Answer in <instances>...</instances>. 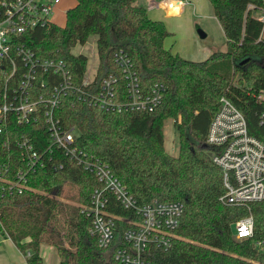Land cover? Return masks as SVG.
Here are the masks:
<instances>
[{
	"label": "trees",
	"instance_id": "trees-1",
	"mask_svg": "<svg viewBox=\"0 0 264 264\" xmlns=\"http://www.w3.org/2000/svg\"><path fill=\"white\" fill-rule=\"evenodd\" d=\"M137 0H76L67 10L66 23L28 30L21 40L42 57L64 59L78 81L88 57L74 54L77 44L97 36L99 63L96 80L109 73L125 81L115 60L123 52L132 61L145 88L156 82L166 87L153 111H107L63 96L58 111L65 126H76V143L109 164L139 205L181 201L185 209L168 249L149 246L154 264H264V203L254 202V235L238 240L234 222L250 210L221 201L223 172L209 155L206 137L222 96L245 115L250 132L260 135L264 105L257 94L264 89V40H258L261 22L245 19L249 3L263 0H211L225 30L227 48L203 60H191L165 47L171 32L161 20L149 16ZM9 69L0 65V104ZM172 119L179 133V152L165 148L164 124ZM29 138L40 149L48 141L44 120L18 123L10 116L0 130V233L8 235L25 254L26 264H44L42 243L56 247L60 264H118L117 246L123 245L127 218L134 209L109 195L108 210L119 218L114 245L102 248L90 231V204L96 176L65 159L62 169L50 167L28 176L22 192L4 190L21 166L15 140ZM9 140V144L4 142Z\"/></svg>",
	"mask_w": 264,
	"mask_h": 264
},
{
	"label": "built area",
	"instance_id": "built-area-1",
	"mask_svg": "<svg viewBox=\"0 0 264 264\" xmlns=\"http://www.w3.org/2000/svg\"><path fill=\"white\" fill-rule=\"evenodd\" d=\"M61 0H0V65L7 66L3 102L0 104V130L10 116L18 123L44 120L48 134L45 146L38 149L27 137L15 140L21 166L15 179L8 180L4 190L22 192L28 176L43 168L62 169L65 159L72 160L93 173L100 186L91 195L90 204L83 211L91 218L90 231L98 245H114L119 217L108 210L109 195L127 209H134L135 218H127L123 245L117 246L114 259L118 264H154L149 258V246L168 249L184 213L181 201H160L139 205L125 184L114 174L109 164L88 153L76 143L77 127L65 126L58 115L63 96L72 93L77 100L107 111H153L163 100L166 87L156 82L145 88L131 59L123 52L115 53V60L124 78L109 73L100 81L96 73L78 81L64 59L42 57L21 40L25 33L53 20L54 9ZM167 5H180L186 0H161ZM264 22L262 4L249 3L245 19ZM264 40V36H258ZM264 105V89L257 94ZM261 124L264 123V113ZM9 144V140L4 142ZM206 144L213 161L222 169L224 194L221 201L245 206L250 213L234 222V237L238 240L254 235V215L251 204L264 203V132H250L244 113L226 96L219 100L217 111L210 122ZM257 246L264 249V241Z\"/></svg>",
	"mask_w": 264,
	"mask_h": 264
},
{
	"label": "rangeland",
	"instance_id": "rangeland-1",
	"mask_svg": "<svg viewBox=\"0 0 264 264\" xmlns=\"http://www.w3.org/2000/svg\"><path fill=\"white\" fill-rule=\"evenodd\" d=\"M76 0H61V2L54 9L53 20L60 26H64L66 23L67 10L74 6ZM189 9L186 6V10L182 15L183 18L171 17L168 21L176 23L177 20L184 21L185 27H188L191 23L195 26L192 31L177 32L172 31V35L168 36L165 40L166 48L170 49L173 53L172 47L177 46V49H185L190 53V57L193 60H203L208 51H224L227 48V39L225 32L214 16L213 5L210 0H191ZM168 10V9H167ZM169 11V10H168ZM170 12V11H169ZM190 13V15L188 14ZM189 19V20H188ZM195 23L197 25H195ZM201 27L207 37L201 38L196 29ZM180 50V51H181ZM72 52L74 54H84L88 57V64L85 72L87 79L92 78L96 73L99 63L98 51H97V36L91 35L85 44H77ZM189 56V55H188ZM165 137V148L173 155H177L179 152V133L174 127L172 119H168L163 128ZM41 255L43 257L44 264H59V255L55 246L42 243Z\"/></svg>",
	"mask_w": 264,
	"mask_h": 264
},
{
	"label": "crops",
	"instance_id": "crops-1",
	"mask_svg": "<svg viewBox=\"0 0 264 264\" xmlns=\"http://www.w3.org/2000/svg\"><path fill=\"white\" fill-rule=\"evenodd\" d=\"M161 0H137L136 2L140 5H143L147 8L148 10V14L151 18L153 19H157V20H161L165 23L166 27L168 28V30L171 32V35L173 34L172 31H179V32H185L186 31H192L193 28H195V26L191 23L188 27H185V22L180 20L182 17V15L184 14L185 10H186V6L189 9L190 7V2L191 0H186V3L181 7L180 5H164L162 3H160L159 5H157V2H160ZM210 2L213 5V9H214V16L216 19H218L216 17L215 14V6L214 3L210 0ZM76 4V1H75ZM74 4V5H75ZM170 11H168V10ZM190 15V13H188ZM173 17H177L180 18L179 21L177 20L176 23L168 21L170 18ZM189 20V19H188ZM218 21L220 22V20L218 19ZM222 28L223 25L220 22ZM195 25H197L195 23ZM224 30V28H223ZM225 32V30H224ZM226 36V35H225ZM207 37V36H206ZM166 40V39H165ZM165 44V42H164ZM166 46V44H165ZM178 47H172L173 51H177L179 52V54L187 59H192V57H190V53L187 52V50L185 49H177ZM212 53V51H208L205 55V57L209 56ZM189 55V56H188ZM202 60V59H201ZM0 264H26V257L25 254L18 248V246L14 243V241L8 236V235H4L2 233H0ZM60 264V262H59Z\"/></svg>",
	"mask_w": 264,
	"mask_h": 264
},
{
	"label": "water",
	"instance_id": "water-1",
	"mask_svg": "<svg viewBox=\"0 0 264 264\" xmlns=\"http://www.w3.org/2000/svg\"><path fill=\"white\" fill-rule=\"evenodd\" d=\"M196 31L201 38H205L207 36V33H205L201 27H197ZM203 147L207 148V144ZM209 155H211V152H209Z\"/></svg>",
	"mask_w": 264,
	"mask_h": 264
},
{
	"label": "bare ground",
	"instance_id": "bare-ground-1",
	"mask_svg": "<svg viewBox=\"0 0 264 264\" xmlns=\"http://www.w3.org/2000/svg\"><path fill=\"white\" fill-rule=\"evenodd\" d=\"M261 24H262V30H261L260 36H264V22H261Z\"/></svg>",
	"mask_w": 264,
	"mask_h": 264
}]
</instances>
